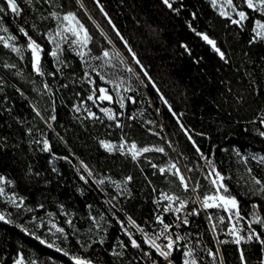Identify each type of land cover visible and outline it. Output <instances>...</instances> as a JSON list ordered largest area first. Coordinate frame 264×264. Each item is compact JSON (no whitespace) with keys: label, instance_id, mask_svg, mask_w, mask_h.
I'll list each match as a JSON object with an SVG mask.
<instances>
[{"label":"trees","instance_id":"trees-1","mask_svg":"<svg viewBox=\"0 0 264 264\" xmlns=\"http://www.w3.org/2000/svg\"><path fill=\"white\" fill-rule=\"evenodd\" d=\"M17 2L23 9L21 16L0 13L3 17L0 28L6 25L19 36V43H26V38L18 32V25L27 18L24 26L43 45L41 59L46 74L40 76L34 71L30 50L26 49L24 59H20L0 43V176L14 181L5 184L6 193L25 197V204L31 208V211L17 210L0 197V212L13 221L0 220V264H14L21 253L25 264L32 261L73 264L58 248L86 256L93 264H152L155 259L164 264L159 258L145 255L146 245L138 233L132 234L141 242V248H133L121 221L128 228L124 214L130 215L149 230L155 222L154 200L160 190L191 197V189L185 192L177 176L167 170L162 174L152 164L163 166L170 160L175 161L181 172L190 177L191 186L194 180L199 181L197 193L202 196L213 190L210 180L205 178L206 160L196 153L180 128L181 122L193 133L205 156L224 174V183L239 201L244 223L249 227L252 221L251 228L264 238V226L252 220L254 212L264 218V198L248 191L252 181L245 170L251 167L252 175L264 180V164L251 159L264 155V137L256 131L264 129V125L259 124V117L264 113V39L249 43L255 35L254 18L264 20V16L243 6L249 12V19L240 27L220 16L210 0H174V7L185 6L179 13L164 6L162 0H100L108 13L105 16L95 0H83L87 12L72 0L71 10L77 12L93 36L88 45L91 52H86L81 60L72 48L62 45L65 50L59 54L58 65L49 55L52 45L44 34L54 31L57 25L48 13L69 10L68 0H51V4L32 0L38 12H33L26 0ZM234 3L240 6V0ZM192 12H196L195 18ZM41 13L48 18L40 19ZM188 21H192L197 31L206 32L216 40L225 53L224 59L189 28ZM32 23L40 29L39 35L30 27ZM113 23L136 53L135 58L116 34ZM100 29L112 39V44L104 39ZM184 44L188 45L187 49ZM104 48L110 52L119 50L125 63L140 75V80L132 76V91L120 89L125 98L124 108L116 102L114 85L100 81L92 70L96 67L99 71V65L103 64ZM137 58L143 68L136 64ZM113 63L115 68L108 66L104 70L106 76L117 79L132 75L118 60L114 59ZM5 64L15 67L6 68ZM145 71L151 80L144 75ZM89 79L95 84L88 83ZM45 82L51 92L43 88ZM99 86L109 90L113 101L88 99L91 89ZM129 96L134 97V102ZM169 104L176 116L169 110ZM33 105L41 115H37ZM81 105L96 112L97 118L89 117L85 111L77 112L76 107ZM102 107L112 108L117 113L121 127H116L114 121L100 111ZM53 115L55 120L51 119ZM201 132L206 135H198ZM122 137L137 141L139 146H162L165 151L153 148L133 160L130 154H121L118 150L109 153L99 144L100 139L118 142ZM45 139L49 141V150H44ZM244 156L249 157L247 165L243 162ZM81 160L93 173L87 182L80 179L82 174L87 176ZM129 175L133 179L126 181ZM100 179L104 180L103 184L97 183ZM253 202L260 207L252 209ZM39 204L44 207H37ZM60 204L65 205L64 210L59 208ZM190 209V222L179 230L182 239L171 257L175 264H182L183 251L188 247L194 249L198 264H261L264 261V245L255 234L249 244L222 245L218 250L203 214L196 205ZM206 212L216 228H219L221 215L228 217L225 210L217 207H210ZM32 216L40 219L31 222ZM69 217L73 222L71 226L66 223ZM41 219L45 227H37ZM49 219L70 233L67 242L48 231ZM19 225L27 227L29 232H24ZM33 231L41 239L29 234ZM77 239L91 246L84 250L76 243ZM42 240L55 243L56 247H49Z\"/></svg>","mask_w":264,"mask_h":264},{"label":"snow or ice","instance_id":"snow-or-ice-1","mask_svg":"<svg viewBox=\"0 0 264 264\" xmlns=\"http://www.w3.org/2000/svg\"><path fill=\"white\" fill-rule=\"evenodd\" d=\"M26 2L32 7L33 12H38L39 10L35 8V5L33 4L32 0H26ZM43 3L51 4V0H42ZM71 2L72 0H68V6L69 10L58 12V11H50L48 13V17H51L57 21V25L55 30H49L44 35L46 36L47 41L52 45L51 50L49 52V55L54 58V61L59 65L60 61V53L63 52L65 49L62 47V45H67L69 48H72V50L78 55L81 60H84L86 52H91V49L88 47V45L92 42L93 36L89 32V29L86 27V25L81 21L79 16L77 15L76 11L71 10ZM96 4L99 6L100 11L104 13L105 16H108V13L105 11L104 6L100 3V0H95ZM211 6L218 10L219 15L222 17H225L227 19H230L231 23L239 25L240 27H243L244 21H247L249 19V12L244 9L243 6H246L247 9L251 10L254 13H258L261 16H264V0H240V6H237L236 3H234V0H224V3H220L218 6V0H210ZM75 3L79 5L80 8H85L83 0H75ZM162 3L164 6H166L168 9H170L173 12L179 13L181 8L185 7L183 4H181L179 7H174V0H162ZM63 7V5H61ZM227 8H231V11H228ZM11 13L14 17H20L21 13L23 12V9L21 8L20 4L17 2V0H2L0 2V13ZM85 12H87V9L85 8ZM235 13V16L233 15ZM48 17L44 16L42 13L40 15V19H47ZM192 17H196V12H192ZM238 17V19L236 18ZM3 17L0 16V20H2ZM89 19H92L91 15H89ZM28 23V19H24L23 24L18 25V32L22 34L26 38V43H19V36L14 34L9 30V28L5 25L2 28H0V32H3L4 35H0V43L3 44L4 48L10 49L12 52L16 53L17 56L20 57V59H24V51L30 50L31 51V58H32V68L34 71L40 75L44 76L46 73L43 69L42 65V59L41 54L44 51L43 45L37 41L29 33L28 28L24 26V24ZM93 23L96 22L93 20ZM109 23L111 22V19L109 18ZM253 28L252 31L255 33V35L251 38L249 43H252L259 39H264V20L260 18H254L253 20ZM188 26L191 28L193 32H196L198 36H200L204 41H206L211 47L219 54L221 59L225 58V53L221 50L220 47H218L217 42L215 39L211 38L206 32H199L197 29L193 26L192 21H188ZM30 27L37 33V35L40 34V29L36 25V23H32ZM96 27L99 28V24H96ZM113 29L116 30V34L119 36L120 40L123 41L124 45L127 47L128 52L132 54V57H136V53L132 50V48L128 45V41L125 39V37L120 33L119 29L116 28V25L112 24ZM101 35L108 41L109 44H112V39L107 35V33L104 32L103 29H100ZM75 46V47H74ZM186 49L188 48L187 44L183 45ZM92 59H98L99 57H91ZM102 58H103V64L99 65V71L96 67H93V71L97 73L100 81H106L107 83H110L114 85L116 88V95L117 100L116 102L119 104L120 108L125 107L124 103V96L121 95L120 89L123 88L125 92L132 91L133 89V83H132V76L135 75V78L137 80H140L139 73H136L135 70L131 67V65H128L125 63V60L120 53L119 50H114L113 52H110L107 48L103 49L102 52ZM116 59L120 64H124L127 73L132 74L127 77L118 76L117 79H111L109 76H106L104 74V70L111 66L113 68L116 67V64L113 63V60ZM136 64L140 65L141 68H143V65L141 64L140 60L137 58L135 60ZM4 67L6 68H14V64H5ZM59 70V68L57 69ZM51 75H55V72L51 73ZM145 76H148V79L151 80V77L148 75V73L144 72ZM125 80H127V83H125ZM88 83L95 84V81L89 79ZM141 83L143 81L141 80ZM43 88L48 90V92H51V88L47 82L44 83ZM157 91L159 92V89L157 88ZM89 100H92L95 102V99H99L100 101H113V96L110 94L109 90L103 86L94 87L91 89V95L88 96ZM129 100H132L134 102V97L129 96ZM161 99L164 100L165 104H168V101L164 99V97L161 95ZM169 110L172 111L173 116H176L177 114L175 111L172 110L171 105L169 104ZM75 107V106H74ZM33 108L36 110L37 115H41L40 110L37 108L36 105H33ZM81 109L79 107H76V111L79 112ZM87 111V114L89 117L97 118V113L94 111H91L90 109H85ZM100 111L104 113L109 120L114 121L116 127H121L122 122L117 119V113L109 107H102L100 108ZM159 111V109H157ZM122 115V113H120ZM51 119L55 120L56 117L53 115ZM148 123H154L153 121H149ZM259 124L264 125V113H261L259 117ZM180 128L185 132V134L188 137V140L191 142L193 147L195 148L196 153L199 154V156L206 160V163L208 165V171L205 173V178L210 180L211 185L213 186V190L209 193H205L202 196L197 193V189L200 188V184L198 180H194L193 184L191 186L192 193L195 195L196 201L200 202V205L202 208H210V207H217L220 209L225 210L228 213L229 218L231 219L233 216L236 218L241 217V212L239 208V201L235 195H232L229 191V186L224 183L225 176L224 174L217 168L216 164L212 159H209L205 156V153L201 149V147L198 145L197 141L194 138L193 133L189 132V129L185 127V125L181 122ZM150 132H154V129H149ZM259 136L264 137V129H256ZM29 132H31V129H29ZM156 135H159L158 132L155 133ZM198 135H206L205 133H198ZM100 146H102L104 149H106L109 153L116 152L117 150L121 154H130L131 158L133 160H136L142 153L148 152L151 149H155L159 152H164V147L160 146L157 147L155 145H144L139 146L137 141L135 140H127L125 137H122L118 142L110 141L108 139H100L99 140ZM127 145V147H126ZM44 150L50 149V144L47 139L43 141ZM237 155H240L239 150L237 149ZM65 160L68 159V157H64ZM243 162L245 165L248 164L249 157L244 156L242 157ZM251 159L256 160L260 164H264V155H256L252 156ZM80 164L83 166L84 170L87 171V176L81 175L80 179L87 182V178L93 176V173L91 169H89L88 165L81 160ZM153 168H158L160 173H165V171L172 172L173 175L177 176L179 179L180 186L184 189L185 192H187L190 188V185L188 183V180L190 177H186L182 172L177 162L170 160L168 163L164 164L163 166H159L156 164H152ZM246 172L250 175V179L252 181L251 185L248 188V191L251 192L253 195H261L262 198H264V180H261L260 178H257L255 175H252L253 169L251 167H246ZM191 171V169H189ZM39 175V173H37ZM133 177L131 175L125 177L126 181H131ZM14 181L9 180L5 176H0V197H4L6 202L13 205L17 210H27L31 211V208L25 204V197L18 196L16 193L8 194L5 191V184H12ZM98 184H103L104 180L100 179L97 181ZM117 187H119V183L117 184ZM113 199H115L113 197ZM188 198H184L182 196L177 195L175 192H165L161 191L159 194V200L167 201V204L164 205L163 211H174L176 213H179L182 209H185L186 206L189 203ZM179 205L176 207L175 205ZM39 208H43V204L37 205ZM89 207H91L89 205ZM252 209H257L260 207L257 203L253 202L251 205ZM59 208L61 210H64L65 205L60 204ZM192 211H195L198 215V211L193 209ZM52 213H49V216H52ZM65 215H68L65 213ZM37 216L31 217V222L37 221ZM93 220H95V217H92ZM179 219V217H177ZM211 219V217H210ZM221 221L225 219L223 215L219 217ZM0 220L6 221L7 223H13L11 219H8L4 212H0ZM155 220L159 223L160 229L157 233H154L152 235H149V233L145 230L144 227L139 225L132 216H127V222L130 225H134L135 228L142 233L143 235V242L148 244L150 248L155 249V252L159 254L160 257H163L165 261H167V264H175L174 260L171 259L172 253L176 250V247H179L177 245V241L181 240L182 237L179 235L175 236V239L173 238V235L169 233V230L173 227L172 224H169L165 221L163 215H156ZM252 220L259 223L260 225L264 226V218H261L260 215L256 214L255 212L252 215ZM190 221L188 220L187 216L183 218V223L188 224ZM68 225H72V219L69 217L66 221ZM252 221H249V227L250 230L247 234V236L241 235V229L243 228V225L240 226V228H237L235 224L231 226L229 229L230 234L235 237V243L240 244L243 240H251L253 239V235L255 234L256 238L259 240V243L261 245H264V238L260 236L258 232H256V229L251 228ZM48 225L51 227L48 228V231L57 239L63 238L66 242L68 240V237L70 233H68L64 227L60 226L59 224L55 223L52 219L48 220ZM216 225L213 224V227ZM19 227L22 228L24 232H29V229L25 227L24 225H19ZM37 227H45L43 220H40V223L37 225ZM97 227L99 225L97 224ZM121 227L123 228L124 232L128 235L130 244L133 248H141V242L138 241L136 238L133 237L132 232L124 226V222L121 221ZM55 229V231H53ZM30 235L36 236L37 239H41V237L37 236L36 232L29 233ZM59 234V235H57ZM161 237H163L167 242L165 244L157 243V240H159ZM42 243H47L49 247H56L55 243H49L48 241L42 240ZM76 243L80 246V248L87 250L91 245L88 242L82 241L80 239H77ZM100 243H104L103 239L100 240ZM121 244L123 242L121 241ZM58 251H62L65 256H68L71 261H73V264H93V261L83 255L75 254L70 252L69 250H66L65 248H58ZM194 249L191 247L185 248L183 251V261L182 264H198V260L196 256L193 254ZM114 254H116L114 252ZM209 254L213 255L215 257V253H212L211 250H209ZM146 256H151L150 252H145ZM240 258L243 261L245 259L243 249H241ZM14 264H25V258L23 254H19L17 259L14 261ZM31 264H36L35 261H32ZM152 264H159L158 261L152 260ZM261 264H264V261L261 262Z\"/></svg>","mask_w":264,"mask_h":264},{"label":"built area","instance_id":"built-area-1","mask_svg":"<svg viewBox=\"0 0 264 264\" xmlns=\"http://www.w3.org/2000/svg\"><path fill=\"white\" fill-rule=\"evenodd\" d=\"M182 173L186 176V173L184 171H182ZM188 183H189V181H188ZM190 189H191V193H192L191 185H190ZM161 191L162 190L159 191L157 197L154 200V204H155L154 214H155V216L158 215V214L163 215L165 221L167 223L173 225V227L169 230V233L173 235L174 239H175L176 235H179V230L185 225L183 223V218L185 216H187V218H189V216L191 214L190 207L192 205H196L198 207V209L200 210V212L203 214V216H204V218H205V220H206V222L208 224L209 230H210V232L212 234V237L214 239L215 245H216L218 250L220 249V247L222 245H236V246H240V245L249 244V243L253 242L254 239H251V240H247L246 239V240L241 241V243L238 245V244L235 243V237H233L230 234L229 229L231 228V226L233 224H235L237 226V228H240V226L243 225V228L241 229V235L247 236L250 228L244 223L242 216L240 218H236L235 216H233L231 219L228 216L223 221L220 220L219 223H218L219 228H216V226L213 227V222L211 221V219L209 218V216H208V214L206 212V210L208 208H202L201 205H200V202L196 201L195 195L193 193L191 194V199H189V203L186 206V208L182 209L179 213H176L174 211H168V212L163 211L164 205L167 204V201L159 200V194H160ZM163 191H165V190H163ZM165 192H168V191H165ZM168 193H170V192H168ZM175 206L178 207L179 205L177 204ZM124 216L127 219V215L124 214ZM177 217H179V219H177ZM128 229L132 233L140 234V236L143 239L142 233L139 232L135 228L134 225L128 224ZM159 229H160V225L155 220V222L151 224L150 229L146 230V231L149 233V235H152L154 233H157L159 231ZM179 241H177V245L179 244ZM166 242L167 241L163 237H161L159 240H157V243L165 244ZM145 245H146V252H150L151 253V256H147V257L151 258V257L154 256L155 258H159L164 264H167V261H165L163 257H160L159 254L155 252V249L150 248V246L148 244H146V243H145ZM177 248L178 247H176V249Z\"/></svg>","mask_w":264,"mask_h":264},{"label":"rangeland","instance_id":"rangeland-1","mask_svg":"<svg viewBox=\"0 0 264 264\" xmlns=\"http://www.w3.org/2000/svg\"><path fill=\"white\" fill-rule=\"evenodd\" d=\"M220 3H224V0H218V6H219ZM227 10H228V11H231V8H227ZM233 14L235 15V13H233ZM236 18L238 19V17H236ZM79 108L81 109L80 111H83V112H84L85 109H86V108L84 107V105H81V107H79ZM85 112L87 113V111H85Z\"/></svg>","mask_w":264,"mask_h":264},{"label":"bare ground","instance_id":"bare-ground-1","mask_svg":"<svg viewBox=\"0 0 264 264\" xmlns=\"http://www.w3.org/2000/svg\"><path fill=\"white\" fill-rule=\"evenodd\" d=\"M155 259V257H153Z\"/></svg>","mask_w":264,"mask_h":264},{"label":"water","instance_id":"water-1","mask_svg":"<svg viewBox=\"0 0 264 264\" xmlns=\"http://www.w3.org/2000/svg\"><path fill=\"white\" fill-rule=\"evenodd\" d=\"M73 263V261H71Z\"/></svg>","mask_w":264,"mask_h":264}]
</instances>
